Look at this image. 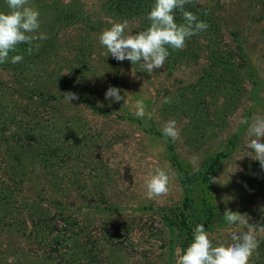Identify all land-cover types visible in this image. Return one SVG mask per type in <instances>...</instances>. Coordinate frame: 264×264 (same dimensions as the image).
Here are the masks:
<instances>
[{
	"label": "rangeland",
	"instance_id": "rangeland-1",
	"mask_svg": "<svg viewBox=\"0 0 264 264\" xmlns=\"http://www.w3.org/2000/svg\"><path fill=\"white\" fill-rule=\"evenodd\" d=\"M153 4L29 0L47 39L31 54L17 45L9 58L24 59L0 64V264H175L197 224L213 246L232 243L225 209L264 225V171L247 157L243 122L264 116V0H192L184 10L207 30L169 48L151 73L102 55L99 34L125 20L126 32L146 30ZM174 16L184 23L179 9ZM110 86L124 99L105 100ZM69 91L79 97L71 104ZM137 100L151 119L134 115ZM169 120L175 141L161 132ZM155 168L169 174V192L149 200L144 182ZM257 239L249 264H264V234Z\"/></svg>",
	"mask_w": 264,
	"mask_h": 264
},
{
	"label": "clouds",
	"instance_id": "clouds-1",
	"mask_svg": "<svg viewBox=\"0 0 264 264\" xmlns=\"http://www.w3.org/2000/svg\"><path fill=\"white\" fill-rule=\"evenodd\" d=\"M192 0H154L151 11L146 19L150 21V27L139 33L126 32L128 21L116 22L108 29L103 30L98 40L100 45L106 49L102 55L111 56L117 61L128 60L131 64H140L142 71L149 73L161 69L169 55L168 49L181 50L185 47L188 38L206 31L208 25L192 12L184 10L186 4ZM8 12H0V64L9 61L12 64L21 62L22 55H13L9 58L10 52H15L17 45H28V53L33 49L38 50L40 45L37 41L47 39V36L39 32L40 13L32 6L29 0H5ZM182 12L184 23L175 22L174 10ZM121 90L109 87L105 94V100L120 102L124 97ZM66 102L78 100L79 97L73 92L62 93ZM163 103H171V97H165ZM71 104V103H70ZM134 115L137 118L147 116L151 119V113L146 112L143 100H137L133 105ZM248 124L245 145L248 156L258 161L260 169L264 171V116L255 115ZM165 138L175 141L179 138V132L175 120H169L161 129ZM242 159V158H241ZM240 160V159H239ZM237 169V168H236ZM238 170V169H237ZM236 170V171H237ZM234 173V172H233ZM215 183L216 179H211ZM170 176L161 169L155 168L147 174L144 182L145 195L149 200L162 197L169 192ZM223 218L227 224L225 231L231 232L232 243H219L213 246L209 233L203 224H197L193 230L192 242L186 249L176 250L175 264H249L253 253L259 248V234H264V225L249 224L247 215L232 212L225 209ZM237 225L246 227L242 234L236 230Z\"/></svg>",
	"mask_w": 264,
	"mask_h": 264
},
{
	"label": "trees",
	"instance_id": "trees-1",
	"mask_svg": "<svg viewBox=\"0 0 264 264\" xmlns=\"http://www.w3.org/2000/svg\"><path fill=\"white\" fill-rule=\"evenodd\" d=\"M92 109L97 112V113H101L103 112L102 109H99L98 107L96 106H92ZM226 155H223L222 153L221 154H218L216 156L215 159L211 160L209 163L206 164V166L204 167V170L202 172V178H203V182L204 183H208L210 181V175L213 174L216 166L218 165V163L220 162V159L224 158ZM178 170H179V173H180V178L182 180V182L185 184L186 182V178L189 176V173L187 172V170L185 169V167L182 166L181 163H178ZM204 195H203V198H202V206L205 208V210L207 211V215H208V220L207 221H210V216L212 214V205H211V201H212V198H211V194H210V191L207 192V191H204L203 192ZM185 213H183L182 215V224L185 225V220H184V215ZM186 226V225H185ZM192 229L191 228H188V232H189V238L184 246V249H186V247L192 242V239H193V236H192V233H193V230L191 231Z\"/></svg>",
	"mask_w": 264,
	"mask_h": 264
}]
</instances>
